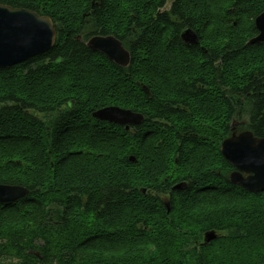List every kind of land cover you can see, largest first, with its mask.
<instances>
[{
	"label": "trees",
	"instance_id": "16d2710c",
	"mask_svg": "<svg viewBox=\"0 0 264 264\" xmlns=\"http://www.w3.org/2000/svg\"><path fill=\"white\" fill-rule=\"evenodd\" d=\"M22 1L20 7L37 14L45 13L29 2L78 18H59L53 49L0 70V184L29 191L0 204V264H264V190L253 194L231 184L233 168L219 151L238 113L233 104L243 105L242 129L264 137V44L238 37L245 19L233 25L218 18L211 27L222 32L215 39H230L217 55L223 57L218 82L207 89L217 100L216 178L191 173L189 190L173 192L180 168L199 161L176 164L178 150L168 153L154 133L135 165L129 132L91 117L105 106L135 111L133 95L143 93L136 82L150 89V71L140 66L145 60L125 69L106 66L76 40L69 27L80 23L88 0ZM248 4L216 0L225 17L234 14L231 8L245 13ZM210 7L202 12L210 14ZM155 76L165 77L163 90L174 89L166 87V75ZM180 92L201 93L196 86ZM168 116L175 113L166 110ZM147 139L144 134L142 142ZM208 231L216 239L203 244Z\"/></svg>",
	"mask_w": 264,
	"mask_h": 264
},
{
	"label": "flooded vegetation",
	"instance_id": "af4514ba",
	"mask_svg": "<svg viewBox=\"0 0 264 264\" xmlns=\"http://www.w3.org/2000/svg\"><path fill=\"white\" fill-rule=\"evenodd\" d=\"M232 1L235 4L239 0ZM7 2L8 0H0V5L14 9H25L20 7L24 3L22 0H10L9 4ZM248 2L245 13H237V8H231L229 10L234 14L225 17L221 11L218 14L216 0H88L86 2L87 7L80 16V23L76 26L73 23V27H69L73 28L76 40L84 44L91 52L95 51L87 47L90 39L96 37L111 38L129 54L128 66L139 64L137 59L145 60L140 66L150 71V77L147 79L150 89L140 82H136L143 93L133 95L135 111H132L143 117L142 122L129 126L127 130L125 126L107 121L103 122L110 127H122L132 136L133 163L135 165L140 161L138 156H141L143 147L151 144V137L154 133L158 134L156 144H162L165 148L168 147V153L173 149L178 150V157L174 159L176 164L178 161H189L188 163L199 161L200 164L196 168L186 164L180 168L176 177L180 180L176 184H185L184 191L189 190L191 173L209 175L210 181H214L217 175L216 150L214 149L217 138V100L216 95L212 92L208 93L207 89L209 86H211V90L214 89V84L218 82L217 68L221 65L223 57L218 58L217 55L226 49L230 39L221 41L215 39V35H221L222 32L211 27H215L218 18L226 20L225 24L232 20L233 25L235 24L234 19L244 18L246 28L242 33H238V37L251 36L247 39V44L250 39L259 34L255 27V20L264 12V0H248ZM207 3L211 5L210 14L202 12L207 10ZM29 5L38 12L45 13L38 14L39 16L51 20L56 33L55 43L59 29V18L62 20L73 16L78 18L75 13L62 16H58L52 10L50 13L43 8V3H39L38 6V3L31 1ZM141 11L143 12L141 13ZM75 21L77 20L75 19ZM72 30L64 33V36L66 37L65 34L72 32ZM208 36L213 37L207 39ZM222 36L226 37V34ZM261 44H264V41L259 45ZM95 53L104 57L106 66L121 69L128 67H121L101 52ZM22 64L24 62L4 70L19 68ZM156 73L166 75L170 81L165 82L166 87L174 85V89L169 92L167 89L163 90V86L159 83L163 82L161 79L165 81V77L157 78ZM192 86L199 88L201 93H176L179 88ZM140 101H145L146 104H142ZM233 106L239 113L243 105L233 104ZM166 110L169 113L174 112L175 117H163ZM238 113L231 117L230 135L226 138L231 137L232 134L238 135L249 131L242 129L246 120H241ZM157 115H160V118ZM208 117L210 118L209 123L207 122ZM144 134H147L148 139L142 142ZM164 134L167 137H163ZM204 145H206L205 149L201 148ZM148 161L155 160L150 158ZM138 169L140 170V168ZM234 171L233 168L232 172ZM173 186L170 187L171 191H173ZM141 190L142 193L148 191L145 187H141Z\"/></svg>",
	"mask_w": 264,
	"mask_h": 264
},
{
	"label": "water",
	"instance_id": "95a60500",
	"mask_svg": "<svg viewBox=\"0 0 264 264\" xmlns=\"http://www.w3.org/2000/svg\"><path fill=\"white\" fill-rule=\"evenodd\" d=\"M25 24L33 29L43 30L47 36L46 43L41 46H30L26 41H23L20 37V27ZM255 27L259 31V34L247 42L249 45L260 44L264 41V12L256 18ZM55 35L54 27L49 18L41 17L31 10L14 9L9 6L0 5V70L48 52L54 46ZM87 47L92 51L105 54L110 60L121 67L129 65V54L120 48L111 38H92L88 41ZM113 50L116 54L109 55V51ZM91 116L98 121H107L125 126L126 130L129 126L142 122L143 118L140 114L116 106L98 109L92 112ZM241 137H249L255 141V144L253 152L245 158L242 166L237 167L232 159L225 154V145L239 140ZM262 143H264V137L257 138L251 132L245 131L238 135L232 134L231 137L223 140L220 145L222 157L235 169L229 176L231 184L253 194L264 190V180L261 179V175L264 173V155L261 152ZM130 162H134L132 156L130 157ZM184 189L185 184L182 183L172 187L173 191H182ZM28 193V189L23 186L0 184V204L16 202ZM164 205L167 211H169V203L165 201ZM215 239L216 233L208 231L203 236V244L210 243Z\"/></svg>",
	"mask_w": 264,
	"mask_h": 264
},
{
	"label": "snow or ice",
	"instance_id": "6c2138e0",
	"mask_svg": "<svg viewBox=\"0 0 264 264\" xmlns=\"http://www.w3.org/2000/svg\"><path fill=\"white\" fill-rule=\"evenodd\" d=\"M20 37L26 41L30 46H41L46 43L47 36L43 30L33 29L28 25H21ZM115 51H109V55H115ZM255 141L249 137H241L239 140L229 142L225 145V154L232 159L237 167L242 166L245 158L254 150ZM261 152L264 155V143L261 144ZM264 180V173L261 175Z\"/></svg>",
	"mask_w": 264,
	"mask_h": 264
},
{
	"label": "rangeland",
	"instance_id": "374dc122",
	"mask_svg": "<svg viewBox=\"0 0 264 264\" xmlns=\"http://www.w3.org/2000/svg\"><path fill=\"white\" fill-rule=\"evenodd\" d=\"M171 171H172V170H170V171L167 172V169H166L167 174H169Z\"/></svg>",
	"mask_w": 264,
	"mask_h": 264
}]
</instances>
